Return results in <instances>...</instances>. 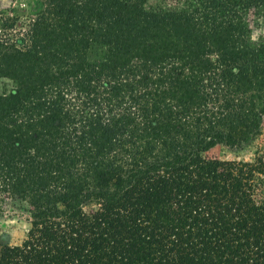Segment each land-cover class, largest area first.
Returning <instances> with one entry per match:
<instances>
[{
    "label": "trees",
    "instance_id": "1",
    "mask_svg": "<svg viewBox=\"0 0 264 264\" xmlns=\"http://www.w3.org/2000/svg\"><path fill=\"white\" fill-rule=\"evenodd\" d=\"M264 0H0V264H264Z\"/></svg>",
    "mask_w": 264,
    "mask_h": 264
},
{
    "label": "rangeland",
    "instance_id": "2",
    "mask_svg": "<svg viewBox=\"0 0 264 264\" xmlns=\"http://www.w3.org/2000/svg\"><path fill=\"white\" fill-rule=\"evenodd\" d=\"M26 0H17L22 3ZM183 0H146L147 6H161L164 8H176L181 5ZM255 33H263L264 26L255 29ZM264 151V122L260 134L249 143L241 148H230L226 146H218L212 149L209 154L217 156L220 159H244L248 160L257 153ZM29 223L26 214L18 210L16 207L7 203L0 210V242L9 244L18 243L23 237Z\"/></svg>",
    "mask_w": 264,
    "mask_h": 264
}]
</instances>
